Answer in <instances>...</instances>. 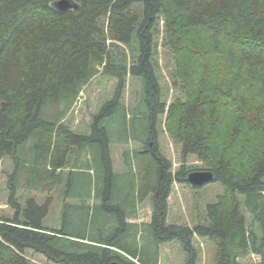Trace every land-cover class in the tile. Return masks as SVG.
<instances>
[{
	"label": "trees",
	"instance_id": "16d2710c",
	"mask_svg": "<svg viewBox=\"0 0 264 264\" xmlns=\"http://www.w3.org/2000/svg\"><path fill=\"white\" fill-rule=\"evenodd\" d=\"M57 1L0 0V164L12 158L15 179L27 170L31 188L59 184L70 168L67 186L77 192L67 195L61 228H48L50 201L31 198L22 209L13 178L16 213L0 218V264H39L27 249L57 264H158L160 246L175 240L188 251L186 264H197L196 235L215 243V264H244L251 254L264 264V0H75L79 8L64 12ZM160 28L182 93L169 105L156 73ZM99 73L117 79L114 95L90 132L78 133L64 119ZM129 75L144 89L143 109L132 117L122 103ZM165 114L183 155H196L205 168L182 164L173 173L155 141ZM119 115L122 135L138 126L148 137L145 150L127 153L121 173L107 121ZM144 155L152 164L139 161ZM22 157L33 164H21ZM194 170L212 171L223 193L208 205L206 224H169L172 185L189 184ZM148 192L152 220L128 221L137 217L129 208ZM89 199L100 202L91 206Z\"/></svg>",
	"mask_w": 264,
	"mask_h": 264
},
{
	"label": "rangeland",
	"instance_id": "374dc122",
	"mask_svg": "<svg viewBox=\"0 0 264 264\" xmlns=\"http://www.w3.org/2000/svg\"><path fill=\"white\" fill-rule=\"evenodd\" d=\"M155 40L156 47L154 53L157 64L156 73L159 78L162 100L166 101L167 105H169L177 97H182L180 89L174 85L173 74L175 70V59L173 52L164 45L162 28H160V32L157 33ZM116 84L117 79L106 77L101 73L93 77V79L83 87L74 106L64 119L65 122L78 133H89L94 116L107 101L112 99ZM142 94H144L142 80L138 77L129 75L122 97V103L129 117L135 114L138 115L137 112L143 109L140 103V100L143 98ZM165 120L166 114L159 116L157 119L155 141L161 153L171 161L173 173H176L182 164L198 169L205 168L204 162L196 155H183L181 143L176 141L169 134L166 129ZM107 121L113 139L111 143V153L114 161V169L115 172L121 173L126 170L125 158L127 153H131L132 157H134L137 152L145 150L144 141L147 140L148 137L146 134L142 133V130H140L138 126L136 130L132 129L128 133L123 132L122 135L119 127L122 122V115L108 118ZM148 158L151 159L150 162L152 164L151 155H144L139 161L142 162ZM30 160V158L22 157L21 164L32 165L33 163ZM141 165L143 164L141 163ZM41 167H43V165H41ZM137 167V171H139L140 164H138V162L134 164V171ZM69 169L70 168L65 169L62 182L59 184L53 181L54 183L49 185L48 183L52 182L47 180L46 182L44 181L43 184L38 182L31 188L28 182L32 174H28L27 170H21L18 178L15 179L14 172L16 170V163L12 158H5L0 164V218H12L16 213V209L9 201L13 193L11 181L14 178L13 184L15 182L18 184L16 197L22 209L28 205V201L31 198H34L39 204L50 201L49 213L44 218L43 224L48 228H61L63 225L67 195L70 191L77 192L76 189L71 188L72 190H69L67 186L69 181V179H67L69 176ZM134 174H136V178L138 179L139 175L137 172ZM77 175L75 178H79L81 173ZM89 176L90 179L88 178L89 182H87L90 185L91 180L94 181V175L89 174ZM139 187L140 182L138 179L136 188L138 189ZM83 188L80 190L83 191ZM86 189L89 191L91 187L88 186ZM222 193L223 186L219 181H212L197 188H193L190 184H183L175 181L168 198V223L189 227H194L198 223L206 224L208 222V205L217 202L219 195ZM68 200L72 203L77 202L76 199ZM94 201L95 203L100 202L95 199H89L88 203L93 206ZM129 211H133V213L136 211L137 217L127 220L138 223L150 222L153 216V199L151 193L148 192L145 194L143 199L138 200L135 210L133 207H130ZM250 221L251 216L247 214L248 226L251 223ZM140 244L147 252L151 249V246H149V243H146L145 240L141 241ZM193 245L197 252V264L216 263L215 256L217 248L214 242L196 235L193 238ZM26 255L29 259L39 264H57L49 260L45 255L34 252L31 249H27ZM187 259L188 251L180 240L165 242L160 246L158 264H186ZM261 261V256L257 254H251L242 260L244 264H260ZM134 262L140 264L138 260H134Z\"/></svg>",
	"mask_w": 264,
	"mask_h": 264
},
{
	"label": "water",
	"instance_id": "95a60500",
	"mask_svg": "<svg viewBox=\"0 0 264 264\" xmlns=\"http://www.w3.org/2000/svg\"><path fill=\"white\" fill-rule=\"evenodd\" d=\"M55 7L64 12L71 9H78L79 4L75 0H58ZM215 175L209 170H194L188 175V182L193 187H202L214 181ZM111 264H120L119 262H112Z\"/></svg>",
	"mask_w": 264,
	"mask_h": 264
},
{
	"label": "crops",
	"instance_id": "0c3cea01",
	"mask_svg": "<svg viewBox=\"0 0 264 264\" xmlns=\"http://www.w3.org/2000/svg\"><path fill=\"white\" fill-rule=\"evenodd\" d=\"M128 219H132V218H128ZM129 221V220H128Z\"/></svg>",
	"mask_w": 264,
	"mask_h": 264
}]
</instances>
